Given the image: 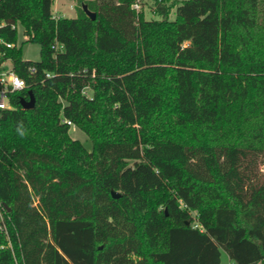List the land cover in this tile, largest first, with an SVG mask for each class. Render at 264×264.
<instances>
[{"label": "trees", "instance_id": "obj_1", "mask_svg": "<svg viewBox=\"0 0 264 264\" xmlns=\"http://www.w3.org/2000/svg\"><path fill=\"white\" fill-rule=\"evenodd\" d=\"M54 1L0 0V264H264V0Z\"/></svg>", "mask_w": 264, "mask_h": 264}, {"label": "rangeland", "instance_id": "obj_2", "mask_svg": "<svg viewBox=\"0 0 264 264\" xmlns=\"http://www.w3.org/2000/svg\"><path fill=\"white\" fill-rule=\"evenodd\" d=\"M156 0H140V10L144 12V17L147 20L159 19L152 11V7ZM181 1V0H176ZM77 0H56V4L53 5V14L56 17H76ZM175 9L170 14V20L175 19ZM17 42L16 46L22 48V56L26 61L36 62L40 60V47L37 44L25 42L27 38L23 34V28L20 24L17 25ZM24 43V44H23ZM11 66V61L8 63ZM70 136L81 142L88 150L92 149L91 141L88 136L76 126H71ZM221 264H230V260L225 252H222Z\"/></svg>", "mask_w": 264, "mask_h": 264}, {"label": "built area", "instance_id": "obj_3", "mask_svg": "<svg viewBox=\"0 0 264 264\" xmlns=\"http://www.w3.org/2000/svg\"><path fill=\"white\" fill-rule=\"evenodd\" d=\"M134 8L140 10V2L136 3ZM0 27H2V23H0ZM0 45L6 48H12L14 46V44L6 42L1 37ZM1 55L0 53V59ZM9 62V60L5 62H1L0 60V105L3 106L0 107V110H11L13 108L12 97L27 88L25 80L14 72L12 63L11 66H8ZM19 81H23V87L17 86Z\"/></svg>", "mask_w": 264, "mask_h": 264}, {"label": "water", "instance_id": "obj_4", "mask_svg": "<svg viewBox=\"0 0 264 264\" xmlns=\"http://www.w3.org/2000/svg\"><path fill=\"white\" fill-rule=\"evenodd\" d=\"M83 10L85 11V13L92 19V20H95L96 18V15L95 13L91 12L88 7L86 5L83 6ZM22 108L24 110H31L35 107V98H34V95L33 93L30 91L29 92V100H21L20 102ZM112 196L113 198L115 199H118L120 198L121 194L112 190Z\"/></svg>", "mask_w": 264, "mask_h": 264}, {"label": "clouds", "instance_id": "obj_5", "mask_svg": "<svg viewBox=\"0 0 264 264\" xmlns=\"http://www.w3.org/2000/svg\"><path fill=\"white\" fill-rule=\"evenodd\" d=\"M17 86H19V87H23V81H19ZM0 107H3V106L0 105ZM16 132H17L21 137H23V136L26 135L27 130H26L25 126H24L23 121H18V122H17Z\"/></svg>", "mask_w": 264, "mask_h": 264}, {"label": "crops", "instance_id": "obj_6", "mask_svg": "<svg viewBox=\"0 0 264 264\" xmlns=\"http://www.w3.org/2000/svg\"><path fill=\"white\" fill-rule=\"evenodd\" d=\"M54 4H56V0L54 1ZM53 11V10H52Z\"/></svg>", "mask_w": 264, "mask_h": 264}]
</instances>
